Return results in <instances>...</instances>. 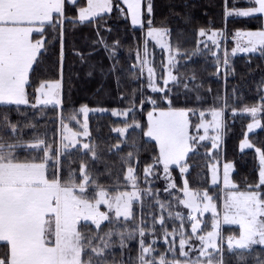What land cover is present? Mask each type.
Wrapping results in <instances>:
<instances>
[{"label":"trees","instance_id":"obj_1","mask_svg":"<svg viewBox=\"0 0 264 264\" xmlns=\"http://www.w3.org/2000/svg\"><path fill=\"white\" fill-rule=\"evenodd\" d=\"M149 3L152 7L150 14L147 10ZM85 4V0L74 3L65 1L63 24H57L55 28L45 24V45L30 69L25 85L28 104H0V137L10 144L19 142V159H31L37 153L43 156L42 151L26 147L36 138L45 139L48 144L56 146L61 117L66 120L81 106L131 108L126 120L115 118L110 113L90 117V141L94 146L95 158L92 151L75 149L60 157L56 164H48L50 177L56 173L62 179H67L72 172L77 182H80V167L84 164L97 185L114 193L127 188L125 174L129 166L134 167L137 177L143 179L144 168L154 164L158 156L156 142L143 134L148 127L147 114L152 108L167 109L169 101L174 109L205 111L224 108L226 127L223 147L218 154L219 161L233 164L231 178L235 190L245 192L251 188L260 191L264 198V185L256 188L260 170L256 149L264 150V110L258 114L261 128L247 135L253 147L244 151L239 149L247 126L252 121L251 114L243 109L261 104V97H264V50L229 54L225 59L227 65L224 60L222 67L217 64L223 60L222 42L210 46L213 43L199 35L201 29L206 33L224 29L229 36L238 29H263L260 14L225 16L226 7L231 10L254 5L249 0H144V24L134 27L118 0L111 1L110 12L80 22L78 9ZM53 16L61 19L57 14ZM149 21L152 27L167 29L169 42L179 53L180 63L175 68L178 79L165 94L146 90L139 76L137 59L143 51ZM32 39H41V34L33 33ZM231 42L229 39L226 41L228 53ZM147 47L152 52V66L157 78L162 79L165 76V52L151 41H147ZM189 75L192 79L183 78ZM48 81L61 82V106L33 107L31 99L36 88ZM125 123H138L140 127L131 128L121 138L113 129ZM10 125L17 126L14 133ZM129 153H132L130 160ZM208 154L206 150H193L186 157L188 170L184 177L176 167H172V172L178 188L184 187L185 180L190 189L207 191L220 204L221 188L211 183L209 168L212 159ZM153 209L155 212L156 208ZM133 213L136 222L149 220V210L145 207L141 209L139 203L135 204ZM116 223L118 221L111 218L101 223L99 229L90 222L80 223L79 230L86 236L98 233L108 242L106 248L101 244L103 251L99 256L91 253L90 248L85 249L83 261L91 259L93 264H118L122 260L120 264H140L138 245L123 246L121 240L125 239L119 233L123 232L124 226ZM123 223L133 225L134 221L130 219ZM229 230L238 228L224 227L226 234ZM109 232L112 233L111 237L105 235ZM96 244H100L98 238L94 241V246ZM156 247L154 258L160 257L163 250L165 257H170L164 244H156ZM1 252H6L3 244L0 245ZM222 264H264V247L229 250L224 245Z\"/></svg>","mask_w":264,"mask_h":264},{"label":"snow or ice","instance_id":"obj_2","mask_svg":"<svg viewBox=\"0 0 264 264\" xmlns=\"http://www.w3.org/2000/svg\"><path fill=\"white\" fill-rule=\"evenodd\" d=\"M249 2L254 6L247 9L229 10L226 7L225 16L249 17L257 13L264 14V0H249ZM64 3L65 0H0V104H28L25 85L28 83L29 70L45 45L44 26L49 24L55 28L57 24H63ZM124 3L127 5L133 25L139 24L141 22V0H124ZM111 9V0H86V6L78 9V19L84 22L106 11L110 12ZM147 10L149 14L152 12L150 3ZM54 13L61 19H55ZM34 32L40 33L41 39L33 40L31 37ZM164 33L165 30L151 27V21H149L147 33L149 38L160 43L159 38ZM199 35H206L205 30L201 29ZM222 36H224L222 31H213L209 38L213 44H217L216 37ZM62 38L63 28L61 27V41ZM235 38L237 47L233 49V53L237 51L255 52L257 49H264V30L237 31ZM144 55L145 59L141 61V74L144 66L149 63L146 59L147 47H145ZM174 59L175 56L169 48L168 63L164 66L167 74V78L163 81L165 88L158 89L155 86L154 69L151 66L147 67L149 86L153 91L164 92L169 81L177 80L171 72ZM225 65H227V60H225ZM59 87V81L42 82L35 90L38 94V102L39 96H44L46 99L43 103L59 104L60 101L56 99ZM261 100L260 105L243 109L253 118V123L248 126L249 131L260 126L256 116L258 112L264 110V97H261ZM152 103L155 104V101ZM81 111L85 109L82 108ZM130 111L131 109H125L123 112L114 109L112 115L127 117ZM210 114L211 121H205L203 119L205 113H200L202 119L197 128H203L207 132L211 127L219 133L223 127L222 110L214 108ZM61 126L63 129L60 140L62 149L59 147L54 149L45 139L36 138L26 147L37 152L42 151L43 156L36 155L26 160H20L15 152V149L20 146L19 142L10 144L0 137V242H5L6 245L5 254L0 256V264H85L82 259L85 249L90 248L91 253L99 256L103 248L108 247V242L104 236H98V233L86 236L79 230L80 222L91 221L99 229L102 221L110 220L112 212H115L117 219L122 215L127 219L131 215V203L133 199L138 198V191L118 192L114 196L110 195L107 190L95 183L84 164L80 167L79 183L76 182V177L72 172L69 173L67 179H62L56 173L49 176L48 162L52 159V153L55 152L58 157L62 150L76 147L78 143L76 137L80 135L64 124L63 117H61ZM132 126L125 123L123 128H114L113 131L124 135ZM134 126L140 127L139 124ZM10 127L14 133L17 126L10 125ZM188 127V110L174 109L170 101L167 109L154 108L148 113V127L143 134L156 142L158 156L155 157V163L163 165L166 175L169 173L170 165L179 167L182 174L187 171L183 164L185 157L192 150L190 141L193 140L189 136ZM83 135L88 136L86 124ZM245 137V140L241 141V148L253 147L247 140V133ZM206 138V136L199 137L201 141ZM219 139V135L212 137L213 148L216 147V141ZM82 147L84 150L92 151L93 158H95V152L88 143H84ZM256 152L259 155L260 164L259 184L256 185L258 189L264 185V150L257 148ZM131 156L132 153H129V160ZM154 166L155 164H150L144 168L145 178L152 174ZM231 167V164L224 165L225 185L230 184L228 173ZM125 179L133 189H137L138 177L134 167L127 168ZM212 183H216L215 173H213ZM90 185L98 189L92 198L87 197L86 191ZM169 187H175V185H169ZM146 191L151 194L150 190ZM183 191L187 199L179 202L191 210L189 215L191 221H194L192 223L193 236L200 228V221L197 216L192 215V212L199 211L201 216L204 212L213 213V231H209L206 236H198L199 256L195 260L182 262L168 261L164 255H161L159 260H156L152 258L153 248L145 247L144 241L141 240V254L138 257L140 264H203L204 260H207V264H213V253L222 250L220 244L217 243L220 223L213 197L209 196L207 191L202 196L199 193H191L187 182H185ZM199 202H203L202 209ZM101 205H104L108 211H100ZM176 215L179 217L180 214ZM223 222L239 226V236L228 238L229 250L234 247L248 249L252 245H264V198L261 192L250 188L245 192L229 193L224 199ZM160 223L163 224V219ZM139 234L141 237L146 235L143 227L139 229ZM171 234H176L175 229ZM105 235L111 237L112 233ZM165 235L169 233L166 232ZM179 235L181 237L179 254L187 257L188 252L193 248L189 245L188 251H185V245L189 244V240L184 238L185 233L180 232ZM97 238L100 244L94 246ZM121 243L123 245V239ZM210 249L212 251H209ZM169 251H174V245ZM88 264H92L91 259Z\"/></svg>","mask_w":264,"mask_h":264},{"label":"rangeland","instance_id":"obj_3","mask_svg":"<svg viewBox=\"0 0 264 264\" xmlns=\"http://www.w3.org/2000/svg\"><path fill=\"white\" fill-rule=\"evenodd\" d=\"M247 8H249V7L237 8V9H247ZM257 14H259V13H257ZM234 16H236V15H234ZM237 17H241V16H237ZM153 28L165 30V33L162 37L159 38L160 43H157V40L149 38L147 36L149 27L146 29L143 51H142V54H140L139 58L137 59L138 60V66H139V76H140V80L143 82V86L146 88V90H148L150 92H160L162 94H165V92L168 91L170 89L171 85L173 83H175L177 80L176 81H169V84L167 85L164 92L152 90V88L149 86V74L147 71L148 66L153 67L152 66V52L147 47V41H151L152 43L155 44V46L157 48H160L165 52V65L168 63L169 48H171V50L175 56V59L173 61L174 67L171 68V72H172V75L177 77V79H178V76L175 73V68L180 63L179 58H178L179 53L174 47L171 46L169 39H168V36H167V29L158 28V27H153ZM221 31L224 33V36L216 37L217 44H213L210 46L219 45L222 42V44H223L222 45L223 60H222V62L218 61L217 64H220L222 67H224V60L228 59V57L230 56L229 54L240 53V51L233 53V49L237 47V39L235 38V33L237 31H240V32H255V31L238 29L237 31H235L230 36L226 33V30L223 29ZM256 31H260V30H256ZM211 34L212 33H206V35H204V38L207 41L210 40V43L212 42V40L209 38L211 36ZM228 39L232 41L231 42V51L229 50V53L226 50V47H227L226 41ZM145 47H147L146 59L148 60L149 63L147 66H144L143 73L141 74V67H142L141 61L145 59V55H144ZM262 50H264V49H257V51H255V52H260ZM214 53L216 55V52H214ZM244 53H246V52H244ZM164 69H165V67H164ZM223 73H224V71H223ZM165 78H167L166 72H165V76L162 79H160V78H157V73L155 72V69H154L153 80L155 81V86L158 89L159 88H165V85L163 83ZM183 78L185 80H189V79H192V76H190V75L184 76ZM48 82H56V81H48ZM263 90H264V85H263ZM26 98H27V96H26ZM45 99H46V97L39 96V102H38V94L35 92L33 99H31V105L32 106L35 105V108H37L41 105H58V106H61V104H62L61 103V82H60V87L57 89V96H56V99H58L60 101V103L56 104L55 102H53L51 104H45V103H43V101ZM165 99L167 100V96H165ZM258 105H260V104H258ZM82 108L85 109V111H81ZM114 109L118 110L120 112H123L125 110V109H117V108L108 109L105 107H87L84 105V106H81L76 113L69 115L66 120H63V122H64V124H67L73 132L80 133V135L76 137L78 143H77L76 147L69 148L67 150H62L58 157H57L56 153H52V159L48 162V164H50V163L56 164L59 161L60 157L64 156L67 152L74 151L75 149H79L81 151H87V150H84L82 147V145L84 143H88L93 149L94 146L90 141V130H89L90 117L93 116L94 114H101V113H110L112 115V110H114ZM128 109H131V108H128ZM153 109L154 108H152L149 112H152ZM155 109H157V108H155ZM212 109H214V108H209L205 111L188 110V120H189L188 133H189V136L193 138V140L190 141V145H191V149H192L191 151L200 150L202 152H205V150H206L207 154L209 153L207 156L209 157V159H212V164L210 165V168H209L210 169V175H211V183H212L213 173H215L216 183L215 184L212 183V184L213 185H220V188H221L220 204H218L214 198H213V203H215L217 205V212L219 213L220 227H219V239H218L217 243L220 244V247L222 249L224 245H227V247H228V238L230 236H237V237L239 236V226L238 225L227 224V223L223 222L224 199L231 192H244V191L235 190V184L231 178V174L234 170L233 164L221 162V161H219V158H218L219 151L223 147L225 127H226V118H225V114H224V108H215V109L222 110V113H223L222 117H221L223 127L219 130V133L214 131L211 127L208 128L207 132H205V130L203 128H197V125L201 123V119H202L200 116V113L201 112L205 113V116L203 117V119L205 121H211L212 117H211L210 111ZM157 110H159V109H157ZM185 110H187V109H185ZM129 113H128V115H129ZM259 113L260 112L257 113L256 120H258L260 123V119L258 118ZM73 117H74V119H73ZM113 117L118 118V119H122V120H126V118H127L123 115L113 116ZM147 121H148V114H147ZM252 123H253V118L249 124H252ZM85 124L87 125L88 136L83 135ZM127 124L133 125L132 127H129L127 129V131H128L131 128L135 127L134 125L138 124V123H127ZM249 124H248V126H249ZM124 126L125 125L117 126L115 128H123ZM248 126H247V130H246L247 135L257 131L258 129H260L261 123H260L259 127H254L251 131H249ZM62 131H63V129H62L61 120H60L59 131H58V143L56 146H53L54 149L58 148V147L62 149V145L60 143ZM127 131L124 133V135H121L118 132H116V133H118V135L121 136V138H124L126 136ZM216 135H219L220 139L218 141H216V147L213 148L212 137H214ZM200 136H206L207 138L205 140L201 141L199 139ZM146 138L149 140H153L149 137H146ZM245 138L243 140H245ZM247 140L252 145L251 141L248 138H247ZM239 149L241 151H244V150L249 149V148L242 149L241 148V142H240ZM18 151H19V148H16L15 149L16 154L18 153ZM92 154H93V152H92ZM36 155H38V153L34 154V156H36ZM19 157L20 156L18 155V158ZM186 157H185V161H184L183 166H185L188 170V164L186 163ZM257 160L259 162L258 153H257ZM154 164H155V166L152 169L151 175H149V176H147V178H145V173L143 172L144 178L143 179L138 178L137 189H133L131 187V185L126 181L127 188H125L123 190L115 191L114 193H111L107 190L109 192V194L113 195V196L116 195L118 192L131 193L133 191H138V198L133 199V201L131 203V209H130L131 215L127 219L123 215L117 219L115 216V212H112L110 214V219L113 218L115 221H118V223H116L117 225H119L120 223L123 224L124 229L121 230L123 232L119 233L120 236H122L125 239V241H123V246L127 247L130 244L132 245V244L136 243V245H138V248H139L138 257L141 254V240H143L145 247L151 246L153 248L154 251L152 252V258H154L153 255L158 249L156 247V244H164L166 247V251H168L167 254L170 256L169 258H166L168 261L179 260V261L183 262L185 260H195L199 256L198 249L200 247V241L198 239V236H200V235L206 236L209 231H213V229H212L213 213L211 211H208V212H204L203 215L201 216L199 211L192 212V215L197 216L198 220L200 221V228L197 230L196 235L193 236V234H192V223L194 221H191L190 215H189L191 210L189 208H187L184 204H181L179 202L180 200H186L187 199V197L184 195V191H183L186 181L184 180V187L183 188H178L175 184L174 173L172 172V167H176L179 170V172H180V168L177 167L176 165H170L169 166V173L166 175L164 172V168H163L162 164H158L155 162H154ZM225 164H231V166H232L229 169V173H228L229 181H230L229 185H225V183H224V165ZM259 166H260V164H259ZM48 172H49V168H48ZM186 172H184L183 174L181 172L180 173L184 177ZM125 176H126V174H125ZM77 183H79V182H77ZM140 183H144V185H141ZM169 185H175V187H169ZM188 189L191 193H199L201 196L205 192V191H195V190L190 189L189 187H188ZM97 190L98 189H93V186L90 185L88 187V189L86 190L87 191V197L92 198L95 194V191H97ZM146 190H150L151 194H149L148 191H146ZM209 196L212 197V195H209ZM136 203L140 204L141 209L143 207H145L146 209L149 210V220H141L139 222H136V219L134 218V213H133V210L135 208ZM161 205H163V207H161ZM199 206L202 209L203 208V202H199ZM153 208H156V211H155L157 213L156 215H155ZM100 211L107 212L108 209L104 205H101ZM177 213L180 214L179 217H177V215H176ZM130 219H132L134 221L133 225H132V223H129V224L123 223V222L130 220ZM161 219H163V224L160 223ZM81 222L92 223L91 221H81ZM103 222L104 221H102L101 223H103ZM145 222L147 223V225H145ZM79 226H80V224H79ZM143 226H147L148 228L146 229ZM225 226H230L231 228H238V230H229L226 234L224 232ZM141 227H143V229L146 233V235L143 237H141L139 234V229ZM174 229H175L176 234L172 235L171 233H173ZM166 232L169 233V235L166 236L165 235ZM180 232L185 233L184 238L189 240V244L185 245V251H188L189 245H191V247L193 248L192 251L188 252L187 257L181 256L179 254V251H180L179 250V240L181 239V237L179 235ZM147 240L149 241V243H146ZM173 245H174V251H169L170 247H173ZM256 246L264 247V245L257 244V245H252L250 248H248L246 250L252 249L253 247H256ZM233 249H240V248L234 247ZM209 251H212V250L210 249ZM160 252L162 253V255L165 256L164 250L160 251ZM159 258L160 257L155 258V259L159 260ZM120 263H122V260L118 264H120ZM85 264H88V261L85 262ZM92 264H93V262H92ZM203 264H207V260H204ZM213 264H222V250L219 252L213 253Z\"/></svg>","mask_w":264,"mask_h":264},{"label":"crops","instance_id":"obj_4","mask_svg":"<svg viewBox=\"0 0 264 264\" xmlns=\"http://www.w3.org/2000/svg\"><path fill=\"white\" fill-rule=\"evenodd\" d=\"M65 1H68V2H70V3H74L73 2V0H65ZM77 0H75V2H76ZM86 1V0H85ZM112 1V0H111ZM121 4H122V6H123V10H124V12H125V14H126V16L129 18V20H130V23H131V25L132 26H134V27H142V25L144 24V11H143V4H144V0H141V22L139 23V24H136V25H133V23H132V19H131V16L128 14V10H127V5L124 3V0H118ZM84 6H86V4L84 5ZM84 6H82V7H84ZM148 9V8H147ZM104 13H107V11L106 12H104ZM104 13H101V14H104ZM55 14V13H54ZM53 14V15H54ZM100 14V15H101ZM260 15H262V17H263V26H264V14H260ZM90 19H92V18H90ZM261 30H264V27H263V29H261ZM35 33V32H34ZM32 38V37H31ZM1 244H3V245H5V242H0V245ZM6 246V245H5ZM5 254V252H1L0 253V256H2V255H4Z\"/></svg>","mask_w":264,"mask_h":264}]
</instances>
